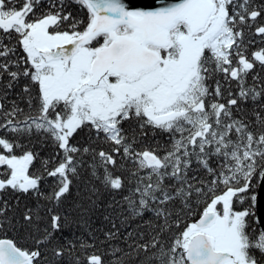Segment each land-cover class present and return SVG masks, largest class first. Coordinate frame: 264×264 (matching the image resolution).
I'll return each mask as SVG.
<instances>
[{
	"label": "snow or ice",
	"instance_id": "1",
	"mask_svg": "<svg viewBox=\"0 0 264 264\" xmlns=\"http://www.w3.org/2000/svg\"><path fill=\"white\" fill-rule=\"evenodd\" d=\"M264 0H0V264H264Z\"/></svg>",
	"mask_w": 264,
	"mask_h": 264
},
{
	"label": "water",
	"instance_id": "2",
	"mask_svg": "<svg viewBox=\"0 0 264 264\" xmlns=\"http://www.w3.org/2000/svg\"><path fill=\"white\" fill-rule=\"evenodd\" d=\"M126 2L130 5L131 8H136V7L148 8L155 6V0H126ZM257 191H258V196H257L256 212L261 219V223H264V183H261V186Z\"/></svg>",
	"mask_w": 264,
	"mask_h": 264
}]
</instances>
